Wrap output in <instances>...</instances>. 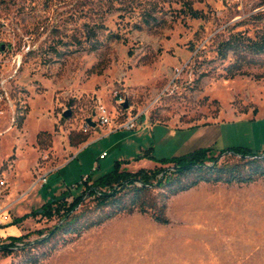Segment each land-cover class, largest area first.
Here are the masks:
<instances>
[{"label":"rangeland","instance_id":"obj_1","mask_svg":"<svg viewBox=\"0 0 264 264\" xmlns=\"http://www.w3.org/2000/svg\"><path fill=\"white\" fill-rule=\"evenodd\" d=\"M262 27L264 0H0V212L12 222L52 195L69 202L116 160L160 166L134 159L148 148L264 150V65L226 76L233 57L217 54L230 33ZM88 204L75 211L92 215ZM165 211L167 223L135 208L78 236L52 234L57 215H29L13 222L23 237L0 264H264V177L200 182Z\"/></svg>","mask_w":264,"mask_h":264},{"label":"trees","instance_id":"obj_2","mask_svg":"<svg viewBox=\"0 0 264 264\" xmlns=\"http://www.w3.org/2000/svg\"><path fill=\"white\" fill-rule=\"evenodd\" d=\"M229 52L233 59L225 66L226 76L246 73V68L256 64L264 65V27L254 37L246 35L243 31L230 33L217 45L219 57L225 58ZM222 154L225 158L220 160ZM143 157L161 165L152 168L140 167L130 171L122 167V164L129 162L128 160H116L110 171L95 177L88 174L83 179L82 190L73 195L69 202L66 200L67 194H63L65 192L58 196L52 195L38 208L15 217L13 222H19L29 215H41L46 218L57 215L59 223L54 226L51 233L63 230L65 233H74L78 236L83 230L96 226L106 219L122 212L130 213L137 208L141 212H147L155 221L167 223L166 200L171 195L200 182L249 183L264 177V150L259 151L245 146L222 149L218 154L213 153L209 147H199L187 154L161 158L152 155L151 148H148L134 159ZM156 188L159 189L160 202L154 196H150V191ZM87 198L91 204L85 205L86 209L94 213L89 215L84 212L85 210L77 213L76 208L84 204ZM82 215L83 218H80ZM22 237L23 235L9 236L10 242L0 246V249L12 251L15 241ZM73 238L69 237L65 241ZM47 240L46 236L34 243Z\"/></svg>","mask_w":264,"mask_h":264},{"label":"built area","instance_id":"obj_3","mask_svg":"<svg viewBox=\"0 0 264 264\" xmlns=\"http://www.w3.org/2000/svg\"><path fill=\"white\" fill-rule=\"evenodd\" d=\"M109 116H108V112L106 111V109L104 107H102L100 110H99V114H98V118H97V121L100 123V124H108L109 123ZM124 128L125 129H132L134 128V119H128L124 124ZM90 127V124L88 122L84 123L83 126H82V130L83 131H87L88 128ZM106 151H103L99 154V158H103L105 155H106ZM42 181L43 183H45L47 180H46V177H43L42 178ZM0 184H4V180L0 179ZM11 222V217L9 216L8 212H0V230L1 228L7 224ZM2 244V234L0 232V246Z\"/></svg>","mask_w":264,"mask_h":264},{"label":"crops","instance_id":"obj_4","mask_svg":"<svg viewBox=\"0 0 264 264\" xmlns=\"http://www.w3.org/2000/svg\"><path fill=\"white\" fill-rule=\"evenodd\" d=\"M103 152V151H102ZM2 235L3 236H16L18 235V228L17 226L13 223V220L11 222L10 225L6 226L3 230H2Z\"/></svg>","mask_w":264,"mask_h":264},{"label":"water","instance_id":"obj_5","mask_svg":"<svg viewBox=\"0 0 264 264\" xmlns=\"http://www.w3.org/2000/svg\"><path fill=\"white\" fill-rule=\"evenodd\" d=\"M63 115L64 116H68L69 115V111L68 110H64L63 111ZM86 122H88L90 125H94V121H92L90 117L86 118Z\"/></svg>","mask_w":264,"mask_h":264}]
</instances>
